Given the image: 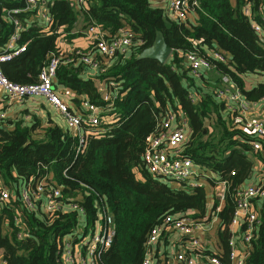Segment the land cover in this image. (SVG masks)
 I'll list each match as a JSON object with an SVG mask.
<instances>
[{
	"label": "trees",
	"instance_id": "obj_1",
	"mask_svg": "<svg viewBox=\"0 0 264 264\" xmlns=\"http://www.w3.org/2000/svg\"><path fill=\"white\" fill-rule=\"evenodd\" d=\"M197 1L199 8L191 14L193 21L190 15L183 21L168 18L157 0H87L84 8L75 7L70 0H53L48 4L51 23L47 29L34 19L35 11L14 16L23 25L19 44L27 45L19 56L1 63L7 79L18 84L35 83L40 68L52 54H58L64 56L53 88L63 100L59 89L68 92L65 102L70 107L84 100L105 105L108 101L100 98L98 83L108 88L113 83L116 96L108 113L111 119L102 120L99 133L87 136L82 145L48 114L44 119L21 110L17 117L7 115L2 120L3 183L16 189L30 177L47 176L45 190L58 189L60 194L54 200L58 208L51 215L45 211L44 195L34 209L24 207L19 197L11 205L0 207V258L4 264H61L62 239L78 225L77 212L70 209L73 203L83 208L86 227L97 220L99 207L112 216V243L99 253L98 264H142L151 229L165 218L189 211L197 221L207 216L211 219L214 207L209 208L208 200L215 181H225L227 186L216 228V255L227 261L233 198L255 176L250 155L261 162L259 176L264 174V136L259 139L247 132L245 118L226 109L216 90L223 87L222 77H228L246 101L257 104L250 109L249 119L264 115L258 106L264 101V39L251 26L254 22L264 30V0ZM22 5L23 0H0V53L14 29L6 11ZM246 8L248 16L244 14ZM80 16L83 29L97 24L105 36L112 37L125 27L133 40L126 56L109 60L90 47L74 49L85 55L89 52L99 62L103 69L94 77L87 74L89 67L79 55L61 54L57 44L61 35L69 40L81 35L72 33ZM157 33L172 49L169 58L164 63L138 59ZM212 51L223 53L226 62L210 59V69L192 75L184 55L193 52L209 58ZM249 77L257 81L249 84ZM191 94H195L193 100ZM7 108L5 104L1 110ZM170 110H179L186 118L188 137L181 154L209 172L211 178L205 180L206 185L175 187L149 173L143 163L146 138L158 130ZM255 140L262 144V151L252 149ZM212 198V204L217 205ZM255 203L260 221L246 264H264V200ZM19 217L17 225L15 218ZM21 231L26 235L18 239Z\"/></svg>",
	"mask_w": 264,
	"mask_h": 264
},
{
	"label": "built area",
	"instance_id": "obj_2",
	"mask_svg": "<svg viewBox=\"0 0 264 264\" xmlns=\"http://www.w3.org/2000/svg\"><path fill=\"white\" fill-rule=\"evenodd\" d=\"M53 0H23L22 7H16L6 11L9 18H12L13 32L9 35L4 50L0 53V91L4 95L6 105L21 103L30 97H43L62 116L65 126L72 136L77 137L82 145L89 135H97L102 120L111 119L109 111L112 109L113 98L116 90L111 83H98V93L105 105H97L87 100L82 101L78 106L70 107L61 98L57 90L53 88V80L56 70L62 63L64 55L52 54L38 73V80L32 84H18L10 81L3 74L1 63L19 56L25 51L27 43L19 44V32L22 30V21L14 17L16 14L35 11L34 19L41 23L46 29L51 23L49 6ZM76 7L84 8L87 0H70ZM157 5L163 7L168 18L183 21L199 8L197 0H157ZM264 8V7H263ZM264 10V9H263ZM244 14H250L249 8ZM28 22V21H27ZM254 31L260 38L264 39V30L256 23H252ZM88 48L96 52L106 60L115 56H126L132 44L129 30L120 28L112 37L105 36L104 30L97 24H90L85 29ZM75 47L62 53L75 52L80 60L89 67L88 75L94 77L103 68L98 61L92 59L90 53H81ZM191 74L199 76L202 72L211 68V60L225 63L227 57L218 51H212L209 58L198 56L193 52L184 55ZM70 59H67L69 61ZM223 87L216 90V97L224 102L226 109L236 111L246 120L247 132L259 137L264 136V115L262 118L249 119V112L253 106L246 101L236 89L229 78L222 77ZM111 88L113 91H111ZM193 100L195 94L190 95ZM3 98V97H2ZM2 102V101H1ZM259 104L264 105L261 100ZM107 114V115H106ZM262 113V110L260 111ZM7 116L6 110L0 107V123ZM188 137V125L186 118L179 110H170L159 123L158 130L146 138V148L143 155V163L149 173L158 176L171 185L179 188H196L206 185L205 180L211 178L209 172L194 165L189 157L182 156V145ZM254 151H262V144L255 140L252 143ZM46 177L34 179L30 177L22 181L17 188L7 187L0 178V207L11 205L17 197L24 207L34 209L42 195L46 197L45 211L51 215L58 208L54 200L59 198L58 189L45 190ZM210 198L215 197L218 204L209 203L211 219L197 221L192 218V212L186 211L174 218H165L159 225L151 229L146 241V251L142 264H246L253 232L260 221L258 209L255 202L264 200V174L259 179L237 190L233 198L234 212L230 225V237L228 239L229 253L227 261L217 256L218 245L216 228L217 216L221 210L222 202L227 193L225 181H215L211 190ZM209 198V199H210ZM213 200V198H212ZM70 209L77 212L78 225L72 230L68 237L62 239L61 264H98V256L101 251L107 249L113 239L114 229L111 214L99 207V216L90 226H85V214L83 208L73 203ZM210 211V210H209ZM209 217V218H208ZM20 217L15 218L19 224ZM209 225V229H206ZM213 229L214 235L206 237V233ZM24 231L18 232L17 237H25ZM90 235L87 241L84 239ZM209 235V234H208ZM78 247V251L76 250ZM210 250L211 255L205 251ZM0 264L4 260L0 258Z\"/></svg>",
	"mask_w": 264,
	"mask_h": 264
},
{
	"label": "crops",
	"instance_id": "obj_3",
	"mask_svg": "<svg viewBox=\"0 0 264 264\" xmlns=\"http://www.w3.org/2000/svg\"><path fill=\"white\" fill-rule=\"evenodd\" d=\"M189 18H190V21H193L192 15H190ZM39 25H41V23H39ZM82 25H83L82 17L80 16L75 27H73V29H72V33H78L79 29L78 30H76V29H77V27L82 26ZM44 29H46V28L44 27ZM76 36H78L76 39H73V40L70 39L69 40V39H66V37H64V35H61L57 40V44L61 48V50H63V51L70 50L74 47L80 48V49H88V43H87L88 41H87V38L85 35V30L81 31V35H76ZM247 79H248L249 84L257 81V78H255V77H249ZM59 91H60L62 97L64 98V100H66L68 97L67 96L68 92L67 91L64 92L65 91L64 89H59ZM3 99H4V95L0 91V107H2L3 105L6 104L5 100H3ZM258 106L260 108H262L261 109L262 113H264V105L261 104ZM8 107L9 108H7V110H6L8 116L14 112H16V114H17L20 110H27L29 113H34V114H36V115H38L44 119H45V114H48V117H50L53 121H55L59 126H61V127L65 126V121L62 118V116L43 97H30V98L23 100V102H21V103H17V104L14 103L12 106H8ZM72 107H74V106H72ZM250 157L252 158V161H253V170L257 171V175H256V171H255V176H253V178L251 179L249 184L256 181V176H259V170L261 168V162L258 160V158L253 157L251 155H250ZM209 198H210V196H209ZM208 201H209V203L211 201L213 202L212 198H210ZM209 207H210V205H209ZM206 229H209V225H207ZM214 232L215 231H213V229H210L206 233L205 236L206 237H209V236L212 237L214 235Z\"/></svg>",
	"mask_w": 264,
	"mask_h": 264
},
{
	"label": "water",
	"instance_id": "obj_4",
	"mask_svg": "<svg viewBox=\"0 0 264 264\" xmlns=\"http://www.w3.org/2000/svg\"><path fill=\"white\" fill-rule=\"evenodd\" d=\"M172 49L167 46L161 33H157L151 46L145 48L138 59L149 58L164 63L171 55Z\"/></svg>",
	"mask_w": 264,
	"mask_h": 264
},
{
	"label": "rangeland",
	"instance_id": "obj_5",
	"mask_svg": "<svg viewBox=\"0 0 264 264\" xmlns=\"http://www.w3.org/2000/svg\"><path fill=\"white\" fill-rule=\"evenodd\" d=\"M82 27H83V25L77 27L76 30L79 29L78 34L81 33L82 30H85V29H83ZM77 37H78V36H74V37L71 38V40L76 39ZM74 46H75V45H74ZM12 105H13V104H12ZM12 105H11V106H12ZM20 111H21V110H20ZM20 111H19V112H20ZM19 112H18V113H19ZM26 112H27V111H26ZM21 115H22V113H21ZM25 115H27V113H25V114L22 115V116H25ZM9 117H17L16 112H14V113H12L11 115H9ZM26 118H27V117H26ZM28 118H29V119H32L30 115L28 116ZM89 237H90V235H87V237L84 239V241H87ZM76 250H77V251L79 250L78 247H76ZM0 253H1V251H0Z\"/></svg>",
	"mask_w": 264,
	"mask_h": 264
}]
</instances>
